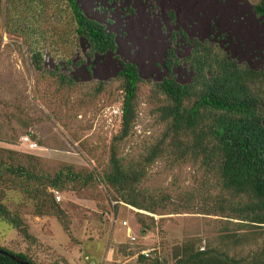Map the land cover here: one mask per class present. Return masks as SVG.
Returning <instances> with one entry per match:
<instances>
[{
    "label": "rangeland",
    "instance_id": "1",
    "mask_svg": "<svg viewBox=\"0 0 264 264\" xmlns=\"http://www.w3.org/2000/svg\"><path fill=\"white\" fill-rule=\"evenodd\" d=\"M1 1L0 148L17 152L19 162L38 175L71 166L81 179L87 173L94 176L86 186H79L80 181L57 191L60 200L54 202L63 210L62 218L6 189L3 202L21 216L36 241L0 221L1 247L40 264H171L175 249L187 242L237 258L264 244V226L239 227L237 221L209 213L224 193L200 158L163 153L149 165L144 160L168 126L159 118L167 99L157 84L167 74L179 83L191 81L193 72L184 59L193 43L207 44L253 69L264 64V14L253 8L259 0H203L200 9L190 0L187 5L186 0H76L86 16L115 36V50L91 55L85 40L74 36L64 3L32 0L40 2L37 6L31 0H9L12 19L6 25L7 0ZM30 42L42 54L39 72L30 64ZM168 52L177 59L169 71L164 65ZM120 61L133 63L141 81L129 135L115 144L121 125L113 110H122L124 96L116 75ZM25 135L37 142L35 149L23 142ZM111 146L122 164L144 167L139 188L155 200L153 213L114 203L116 192L101 181ZM40 209L42 216L36 214ZM225 233L234 237H223Z\"/></svg>",
    "mask_w": 264,
    "mask_h": 264
},
{
    "label": "trees",
    "instance_id": "2",
    "mask_svg": "<svg viewBox=\"0 0 264 264\" xmlns=\"http://www.w3.org/2000/svg\"><path fill=\"white\" fill-rule=\"evenodd\" d=\"M58 1L64 3L69 11L74 24V36L85 40L88 54H104L116 49L114 33L108 31L103 23L86 16L76 0ZM39 3L36 1L31 4L38 6ZM253 8L257 14H264V0H259ZM11 12L7 0L6 25L12 19ZM7 31L10 32V27H7ZM27 45L30 64L34 71L39 72L41 51L34 48L31 42ZM184 61L193 72L190 82L179 83L173 75L167 74L157 84L167 99V103L159 108V118L168 126L164 138L152 146L145 156V164L153 163L163 153L173 154L177 159L200 158L201 163L214 172L216 184L224 193L208 212L225 217L227 221H237L232 222L239 227H263L264 115L261 106L264 104V64L258 69L237 64L214 52L207 44L198 42L193 43L192 51ZM66 63L68 65L71 62L67 60ZM176 63L173 53L168 52L164 59L168 71ZM50 73L57 75L60 83L72 85V81L65 80L63 75ZM116 75L121 81L124 96L122 112L118 115L120 131L113 137L115 144L129 135L134 119L133 101L141 81L137 67L130 62L120 61ZM101 88V85L98 86L95 92ZM17 155L13 150L0 148V221L9 224L24 239L35 242L36 238L30 236L21 216L11 212L3 202L6 189H15L28 199L48 206L47 212L62 218L64 212L51 190L61 191L65 186L80 181L79 186H86L94 176L87 173L81 179V173L73 171L71 166H65L51 176L38 175L32 168L22 165ZM137 166L122 164L115 147L111 146L107 169L101 181L116 192L118 200L115 204L153 213L156 202L139 188L145 170ZM36 214L42 216L45 212L40 209ZM223 237L234 235L225 233ZM0 250L30 264H40L24 253L1 246ZM0 264L19 263L0 254ZM171 264H264V244L250 255L237 258L215 247L200 249L187 242L175 249Z\"/></svg>",
    "mask_w": 264,
    "mask_h": 264
},
{
    "label": "built area",
    "instance_id": "3",
    "mask_svg": "<svg viewBox=\"0 0 264 264\" xmlns=\"http://www.w3.org/2000/svg\"><path fill=\"white\" fill-rule=\"evenodd\" d=\"M121 112H122V111H121V110H118V109H114V110H113V113L116 114V115L121 114ZM22 140H23V142L27 145V147H28L30 150H33V149H35V148L37 147V142L34 141V140H32V139L30 138V136H28V135L23 136ZM51 191L53 192L56 201H59V200H60V194H59L56 190H51ZM122 225L127 226V221H123ZM129 239L133 241L135 238H134V236L130 235V236H129ZM142 253H143L146 257H149V255H150V254H148V252H146V251H143Z\"/></svg>",
    "mask_w": 264,
    "mask_h": 264
},
{
    "label": "bare ground",
    "instance_id": "4",
    "mask_svg": "<svg viewBox=\"0 0 264 264\" xmlns=\"http://www.w3.org/2000/svg\"><path fill=\"white\" fill-rule=\"evenodd\" d=\"M124 1H126V0H124ZM191 2H193V3H195V5H197V4H199V9H200V5H202L203 6V4L205 3H203V0H190ZM178 2V1H177ZM211 2V1H210ZM172 3H174V1L172 2ZM181 4V3H180ZM186 5H187V0H186ZM194 5V4H193ZM181 6V5H180ZM193 7V6H192ZM191 7V8H192ZM196 7V6H195ZM208 7V6H207ZM210 8V7H209ZM181 9V8H180ZM187 9V8H186ZM201 9H203V8H201ZM218 9H219V7H218ZM184 10V9H183ZM195 10V9H194ZM196 10H198V9H196ZM209 11H210V9H208ZM191 11V10H190ZM201 11V10H200ZM213 11V10H212ZM211 11V12H212ZM205 13V12H204ZM204 13H203V15H204ZM207 13H209V12H207ZM189 14V16H190V13H188ZM236 16V15H235ZM204 17V16H203ZM202 17V18H203ZM187 18V17H186ZM202 18H201V20H202ZM205 18V17H204ZM209 18V17H208ZM225 18V17H224ZM207 19V18H206ZM210 19V18H209ZM187 20V19H186ZM200 20V21H201ZM208 21V20H207ZM186 22V21H185ZM202 22V21H201ZM208 23V22H207ZM204 24V23H203ZM202 26V25H201ZM199 27V26H198ZM202 28V27H201ZM244 31V30H243ZM247 41V40H246ZM245 42V41H244ZM247 43V42H246ZM232 44H234V43H232ZM248 45V44H247ZM252 45V44H251ZM250 45V46H251ZM234 46V45H233ZM235 46H237L236 44H235Z\"/></svg>",
    "mask_w": 264,
    "mask_h": 264
},
{
    "label": "water",
    "instance_id": "5",
    "mask_svg": "<svg viewBox=\"0 0 264 264\" xmlns=\"http://www.w3.org/2000/svg\"><path fill=\"white\" fill-rule=\"evenodd\" d=\"M0 254H3L4 256H8L9 258H11L12 260H14L15 262L19 264H30L27 261H24L13 254H9L8 252L0 250Z\"/></svg>",
    "mask_w": 264,
    "mask_h": 264
}]
</instances>
